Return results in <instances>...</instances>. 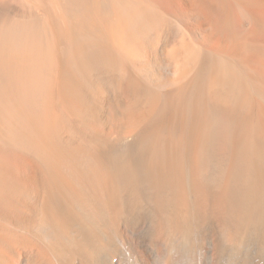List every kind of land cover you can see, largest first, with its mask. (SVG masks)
I'll use <instances>...</instances> for the list:
<instances>
[{"label": "bare ground", "instance_id": "1", "mask_svg": "<svg viewBox=\"0 0 264 264\" xmlns=\"http://www.w3.org/2000/svg\"><path fill=\"white\" fill-rule=\"evenodd\" d=\"M0 264H264V0H0Z\"/></svg>", "mask_w": 264, "mask_h": 264}]
</instances>
